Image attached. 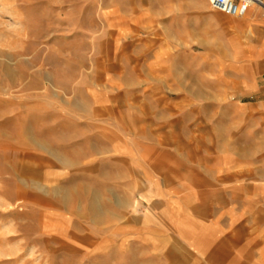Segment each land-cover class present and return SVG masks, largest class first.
I'll list each match as a JSON object with an SVG mask.
<instances>
[{
	"label": "rangeland",
	"instance_id": "1",
	"mask_svg": "<svg viewBox=\"0 0 264 264\" xmlns=\"http://www.w3.org/2000/svg\"><path fill=\"white\" fill-rule=\"evenodd\" d=\"M257 51L258 7L233 18L208 0H0V264H143L141 237L119 227L142 193L111 192L112 140L173 139L161 147L183 158L206 146L188 139L236 150Z\"/></svg>",
	"mask_w": 264,
	"mask_h": 264
},
{
	"label": "crops",
	"instance_id": "2",
	"mask_svg": "<svg viewBox=\"0 0 264 264\" xmlns=\"http://www.w3.org/2000/svg\"><path fill=\"white\" fill-rule=\"evenodd\" d=\"M263 68L259 51L243 67L247 86L235 107L248 115L243 132L239 116L236 150H230L231 139H188L206 146L196 153L190 148L189 158H183L181 151L161 147L173 139L112 140L121 147L110 156L111 192L125 185L142 193L127 205L140 214L128 211L119 227L127 238L141 237L143 264H264V183L256 178L263 174L258 167L263 158L258 143L264 139ZM215 140L220 147L210 146ZM119 227L112 215L111 233Z\"/></svg>",
	"mask_w": 264,
	"mask_h": 264
},
{
	"label": "built area",
	"instance_id": "3",
	"mask_svg": "<svg viewBox=\"0 0 264 264\" xmlns=\"http://www.w3.org/2000/svg\"><path fill=\"white\" fill-rule=\"evenodd\" d=\"M212 11L233 18H244L253 7L264 10V0H208Z\"/></svg>",
	"mask_w": 264,
	"mask_h": 264
}]
</instances>
